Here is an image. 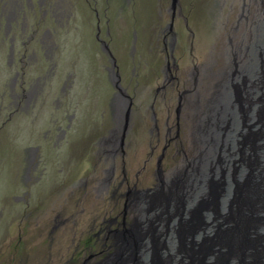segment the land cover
Instances as JSON below:
<instances>
[{"label":"flooded vegetation","instance_id":"af4514ba","mask_svg":"<svg viewBox=\"0 0 264 264\" xmlns=\"http://www.w3.org/2000/svg\"><path fill=\"white\" fill-rule=\"evenodd\" d=\"M238 1L229 12L224 5L202 20L215 23L217 45L231 53L222 65V53L197 55L202 24L196 30L195 0H0V162L10 145L3 147L4 140L15 141L10 126L26 124L35 144L24 152L20 184L40 181L47 174L41 168L45 147L60 148L79 126L70 109L89 90L86 75L107 105L94 167L63 193L77 200L62 198L51 218L37 201L25 227L15 223V208L1 206V229L17 227L18 236H4L8 246L0 239V264H176L179 250L184 256L201 249L209 258L222 254L215 248L221 238L208 234L210 215L202 211L225 217L220 180L233 187L232 173L224 167L218 174L213 149L220 148L222 163L221 145L227 146L242 180L249 174L239 162L233 165L234 158L246 132H258L245 143L247 166L257 160L264 169V129L256 123L264 122V0ZM210 36L204 47H211ZM63 61L70 71H61ZM80 64L88 66L86 75ZM144 128L146 153L140 148ZM7 151L12 155L15 147ZM13 201L32 206L18 196ZM188 258L183 264L192 263Z\"/></svg>","mask_w":264,"mask_h":264},{"label":"rangeland","instance_id":"374dc122","mask_svg":"<svg viewBox=\"0 0 264 264\" xmlns=\"http://www.w3.org/2000/svg\"><path fill=\"white\" fill-rule=\"evenodd\" d=\"M238 4H239L238 0L237 1L236 0H195V7L197 6V9H199V13L192 16V18L195 17L196 30L200 26V23L202 24V20H203L204 16H209L215 10L220 11L221 7H224V5L227 6V10L229 12L232 7H237ZM137 9H139V7H137ZM199 16H201V17H199ZM207 22H208V20H207ZM203 25H206L205 29H202ZM200 27H199V30L201 29L200 31L202 34V36H201L202 44L200 46L201 49H197V55H200V57H207L208 59H210L211 57H217L219 53H222V48L219 47L220 45H217V43L219 42L221 37H219L220 32L216 33L215 23L211 21V23L208 22V23L202 24ZM205 31H206V35H207V32H211L210 40L212 42H211V47H209V48L207 46L204 47V44H203V40L206 41V39H205L206 35L204 36ZM220 31L222 32V30H220ZM197 38L198 39H196L195 43L199 44L201 42V39L199 37H197ZM140 51H141V48L139 47L137 56L140 55ZM212 54H213V56H212ZM222 54L224 56L223 57L221 56L220 64L223 65L225 63H228V60L230 58L231 53H230V51H228V50L224 51V49H223ZM68 56H71L73 59H75V57H76L74 55V52H73V54H72V52H69ZM0 68H1V70H0V94H2V92L4 91L2 83H3V80L5 78L3 77L4 72H2V67L0 66ZM87 68H88L87 65L80 64L79 69H78L79 73L80 74L84 73L86 75V69ZM60 69H61V71L67 72V71H70L72 69V66H70V65L64 66V61H63L62 66H60ZM89 72H90V70H89ZM136 73L138 74L139 70H137ZM86 77H87L86 79L88 81L86 82L85 85L88 86L89 90H85V91L82 90L83 92L78 94V97L75 98L76 101L79 102L78 107H74V105H73V107L70 109V112H72L74 110L77 111V116L79 119V126L78 125L75 126L76 130H73V134L72 135L70 134L66 138V140L69 142L63 144L60 148H53L52 146H50V149H49V147H45V150H43V153H44L43 158H42V162H43L42 164L43 165L41 166V168L46 167L47 168V174L45 176L41 177L40 181H38L37 183H34L33 185H29L28 187H25L24 185L20 184L24 178L23 175H25L24 170L26 168V165L24 163V160H25L24 152L30 146H33L35 144H34V142H31L29 140L30 139V137H29L30 132H29V128L25 126L26 124L21 123V125L19 127L10 126L8 129V131H10V132L13 131L14 134H16L15 141H14V144L11 145V143H12L11 140H4L3 147H5L6 143H8V144H10L9 145L10 150H11V147H15V152L12 155H8L7 150H9V149H6L5 150L6 154H4V161L0 162V196H1L0 197V208L2 205H6L8 209H10L11 207L15 208L13 210V214L16 215L14 217V218H16V219H14V221H15V223H17V225L21 223V224H23V227H25L27 222L23 221V220H24L26 214L30 213V211H32L33 207H35V205H37L36 204L37 201L41 205L40 208H42L43 213L50 214L49 218H51L53 210L58 209V207L62 206V203H63L62 198H68V201L77 200V196L65 197V195L63 194L64 191L70 189L73 185H75V183L77 181L85 178V176H88L91 173L92 168L94 167V159H93V155H94L93 152H94V148H95L94 144H96V142L98 140V136L103 134L100 131H101V124L103 122L102 117L105 114V111L107 109V105H106V102L105 103L103 102L101 97L96 96V92L94 93L95 90L93 88L94 85H92V83H91V75H89V76L86 75ZM78 78L81 81L80 75H78ZM137 79H138L137 77H134V80H137ZM148 81L152 82V78H149ZM141 86H142V88H145V84H142ZM93 96H95V97L93 98ZM98 99L100 102L98 101ZM96 102L99 103V104H97V106L95 105ZM260 105L263 106V108H264V104L261 103ZM98 119H99V121H98ZM255 120H256V118H255ZM24 121H27V120H24ZM256 123H258L257 126L262 127L264 129V122L262 123L259 120ZM149 125H151V123ZM145 128L141 132V138H142L141 143L142 144L140 145V148L143 152L146 153V152H150V147H149L150 141H148V138H149L148 135H147V140L145 139ZM149 128H151V127L149 126L147 129H149ZM133 130H134V126H133ZM152 130L154 131V134L157 133V131L154 128H152ZM245 131H244V134H245ZM257 136H258V132L252 133V132L248 131L244 135V139L242 138V141L245 143H248V141L254 139ZM150 139H151V137H150ZM255 142H256L255 145L256 144L263 145L259 140L258 141L256 140ZM245 143L243 145L239 146L240 155L235 156V158H234L235 161H234L233 165H235V162H239L242 165V168H244L245 174L246 173L251 174L250 180H252V182L250 185V190L255 192V190L257 191V188H258L257 183L262 182V181L264 183V169L261 170L260 165H259V167H257V166L253 167L255 165L256 160H255L253 166H251V167L247 166V163L249 160L246 159V157H247V154L250 152L251 149ZM38 144L43 145V143H38ZM244 145H246V147H244ZM221 147H222V154H223V162L222 163H220V160L217 159L218 158V152L220 154V148L219 147H216V149H213L212 155H213V159H216L215 163L218 166L217 172L219 175L222 174V172L224 171V167L227 168L228 173H232L231 183H232L233 188H234V198H233L234 202L233 203H235V198L237 201V196H236L237 192L236 191L238 189V187L236 185L237 183L233 179V174L235 173V169H234V166H232V162H230V160L228 159V156L225 154V152L227 150V146L225 144H223V145H221ZM241 148H242V150H241ZM243 150H246V152H242ZM241 152H242V156H241ZM252 155L254 157H256L255 152H253ZM263 157L264 156L261 157V162L264 163ZM252 161H254V160H252ZM246 178L247 177L244 176L243 179L240 181L243 182ZM251 178H253V179H251ZM17 181H18V183H17ZM19 181H20V183H19ZM14 183H15V185H14ZM256 184H257V186H256ZM239 186H240V184H239ZM213 190H214V187L212 188V191ZM68 192L69 191H66L65 194H67ZM26 193H28V196H26ZM61 194H62V196H61ZM29 195H31L30 198H29ZM15 196H18L20 198H25L27 200V202H29L32 206L30 208H28V206H26V204H24V201H20L19 203H17V202L15 203L13 201V197H15ZM242 197L243 196H240V199H239L240 204H241V209L243 210V213L245 215L251 216V213L248 212V204H247L246 200L241 199ZM230 200L232 202V199H230ZM231 202H230V204H231ZM235 204L233 205V210L235 212V218L234 219L231 218V225L233 227H228V226L226 227L225 226V228L223 229V232L220 234L222 242H223L224 236H227V238L230 237L229 235H225L226 234L225 231L228 228H229L228 230H230V231L233 230L234 231L233 233L236 236L238 234H239V236H241V234H242L241 232L236 231V229H237L236 226H238L240 230L245 229L244 227L246 225L245 224L246 218L243 217L244 218L243 219L240 216H238V213H237L238 210L236 208V207H238V204H236V205ZM256 208L258 210H260L262 208L264 209V205L263 204H262V206L258 205V206H256ZM43 213H42V217L45 219L46 215ZM228 214H229V212H228ZM252 215L254 218L258 217L257 213H254ZM230 216H231V214H230ZM260 217H264V216L262 215ZM1 227H2V225H0V232L2 230ZM254 228H256V227H254ZM254 231L255 230L253 229V231H251L248 234L249 235L248 237H250L251 235L254 236L253 235ZM11 233L16 238L18 236V228L15 227L12 230L11 228L8 229V226H5V230H2V233H0V239L7 240V242L5 243V245H7V246L10 244V240H9L10 237H9V239H5L3 237L8 235V234L10 235ZM33 233H35V232H33ZM260 234L264 239V231H261ZM256 237H258V236H256ZM257 245L261 246L263 244H262V242H260L259 244L257 243ZM5 250H6V254L7 253H13V252H11V250H12L11 248H5ZM256 251H257L256 254H254L255 251H250L249 254L250 255L254 254L255 256H259L260 252H262L264 254V248H263V250L261 248V251H259V249H257ZM177 254H178V252H177ZM53 259H57V258L53 257ZM177 260H178L177 264H183L180 262L182 260L181 255L177 257ZM185 261H188V258ZM252 261H254V262L257 261V264H263L264 258H262L260 260L258 258L256 261L253 259H250V262H252ZM234 262H235V264H240L239 261H234Z\"/></svg>","mask_w":264,"mask_h":264},{"label":"bare ground","instance_id":"6f19581e","mask_svg":"<svg viewBox=\"0 0 264 264\" xmlns=\"http://www.w3.org/2000/svg\"><path fill=\"white\" fill-rule=\"evenodd\" d=\"M254 130V129H253ZM264 135V134H263ZM255 140V139H254ZM258 141V140H257ZM256 142H254V144H255ZM246 146V145H245ZM257 155V154H256ZM259 161H261V158H260V160ZM253 166V165H252ZM259 167V163H258V161L256 160V162H255V165L253 166V167ZM238 171H239V168L238 167H235V173H236V180H235V182L237 183H235L236 185H237V187H238V189H237V193H236V196H237V201H236V198H235V203L236 204H238V207H236L237 208V210H238V216H240L241 218H243V217H245V218H247V220H249V223L247 224V225H245V229H239V227L238 226H236L237 227V229H236V231L237 232H241L242 234H241V236H239V234L236 236V235H234V231L233 230H226L225 231V235H229L230 237L229 238H231L232 240L233 239H235V238H240V237H247L248 238V234L251 232V231H253V229L255 230L254 231V233H253V235L256 237V236H258L257 238L259 239V240H257V241H255V244H254V241H252V245H253V247H259L258 245H257V243L259 244V242H261V240L263 239V237L261 236V231H264V217H260V216H264V209L262 208V209H260V210H258L257 208H256V206H262V204L264 205V183H263V181L262 182H259V183H257L258 184V188H257V191L255 190V192L254 191H251L250 190V185H251V182H252V180H250V175L251 174H249V176L242 182V181H240L239 179H238ZM256 172V171H255ZM226 173V172H225ZM226 175V174H225ZM256 177V176H255ZM234 179V178H233ZM251 179H253V178H251ZM263 179V178H262ZM220 183L224 186V189H223V192H222V194L220 195V199L222 198L224 201H225V203H226V208H225V210L224 211H226V215H225V217L223 216V213L222 214H220V215H218L217 213H214V212H212L210 209H208V208H205V209H203V211L202 212H206L207 214H209L210 215V220L209 219H207L206 221L207 222H209V225H207V226H205V229L206 230H210L209 232H208V234H212L213 233V235H215V237H219V238H221L220 237V234L223 232V229L225 228V226L227 227H233L232 225H231V218H235V212H234V210H233V205L235 204V203H233L234 202V200H233V198H234V188L233 187H230V188H228V186H227V179L225 180V178L223 177L222 178V180L220 181ZM239 184H240V186H239ZM257 184H256V186H257ZM241 188V189H240ZM240 196H243L241 199L242 200H246V202H247V204H248V212L249 213H251V216H249V215H245L244 213H243V210L241 209V204H240V201H239V199H240ZM230 199H232V202H231V200ZM230 202H231V204H230ZM235 204V205H236ZM257 204V205H256ZM228 212H229V214H228ZM234 213V214H233ZM254 213H257V218H254L253 217V215L252 214H254ZM230 214H231V216H230ZM211 215H212V217H211ZM230 216V217H229ZM248 217H250L251 218V220L248 218ZM244 219V218H243ZM220 223H223V224H220ZM246 223H247V221H246ZM245 223V224H246ZM236 224V223H235ZM220 227H221V229H220ZM254 227H256V228H254ZM234 229V228H233ZM235 230V229H234ZM224 239L226 240L227 239V236H224ZM223 239V242L221 241V243H219L215 248H217V250L216 251H219L220 250V252H222V253H224L226 250H228L227 248H226V243H225V240ZM256 245V246H255ZM256 250H257V248H256ZM256 250H249V251H247L248 252V255H250L249 253H250V251H255V253L254 254H256ZM179 252V254L181 255V257H182V260L180 261L181 263H184L185 262V260L188 258V256L186 257V256H184L185 254V252L183 251V250H179L178 251ZM184 254V255H183ZM254 254H252V255H250L252 258L251 259H253V260H257L258 258H259V260L260 259H262V258H264V255H262L263 253L262 252H260L259 253V256H255ZM260 256H262L261 258H260ZM218 257V256H217ZM255 257V258H254ZM189 259V258H188ZM214 260V258H212V257H210V258H207V261H210V262H212ZM234 261H239L240 262V264H243V262L241 261V259L240 258H233L232 260H231V263H233V264H235V262ZM178 263V260H177V262H176V264ZM174 264V263H173ZM255 264H257V261H256V263ZM263 264H264V262H263Z\"/></svg>","mask_w":264,"mask_h":264},{"label":"water","instance_id":"95a60500","mask_svg":"<svg viewBox=\"0 0 264 264\" xmlns=\"http://www.w3.org/2000/svg\"><path fill=\"white\" fill-rule=\"evenodd\" d=\"M248 223H249V220H247L246 225ZM257 240L258 239H255V238L253 240L250 237H248V238L247 237H240V238H235L232 240L231 238L228 237L225 240L226 248L228 250L226 252L218 255V257L216 256L212 263L207 262L206 259L209 258L210 255L207 254L204 249H201L199 251L191 250L188 252L189 253L188 256L191 257L193 260L191 264H195V263H193L195 261H198L197 264H233V263H231V260L235 257L240 258L241 261L243 262V264H255L256 262H254V261L250 262V259L252 257L250 255H248L247 251L256 250V248L257 249L262 248V245L259 247H257V246L253 247V245L251 244L252 241H254V244H255V241H257ZM261 242L264 243L263 239L261 240ZM204 246H206V245H204ZM196 256H200V258H197ZM261 257L262 256H260V258Z\"/></svg>","mask_w":264,"mask_h":264}]
</instances>
